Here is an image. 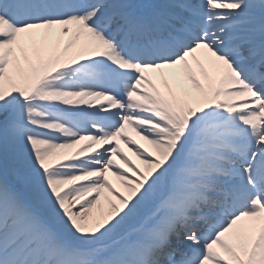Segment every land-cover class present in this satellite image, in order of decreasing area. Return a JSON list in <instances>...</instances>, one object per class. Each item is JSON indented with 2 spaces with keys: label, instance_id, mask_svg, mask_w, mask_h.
Masks as SVG:
<instances>
[{
  "label": "snow or ice",
  "instance_id": "snow-or-ice-1",
  "mask_svg": "<svg viewBox=\"0 0 264 264\" xmlns=\"http://www.w3.org/2000/svg\"><path fill=\"white\" fill-rule=\"evenodd\" d=\"M0 159V264H264V0H0Z\"/></svg>",
  "mask_w": 264,
  "mask_h": 264
},
{
  "label": "bare ground",
  "instance_id": "bare-ground-1",
  "mask_svg": "<svg viewBox=\"0 0 264 264\" xmlns=\"http://www.w3.org/2000/svg\"><path fill=\"white\" fill-rule=\"evenodd\" d=\"M145 1L150 2V0H134V3H144ZM148 2H146V3H148ZM65 39H67V37H65ZM69 56H71V53H69ZM81 62H83V61H81ZM148 75L153 76L155 78V74H148ZM156 82H157L158 86H161L159 80H156ZM78 107H87V105H79ZM132 135L135 139H139L138 137H135L134 134H132ZM82 143H86V142H82ZM141 143H144V142L141 141ZM121 147L122 148L124 147L123 144L121 145ZM125 151H126V149H125ZM129 155H131V154L129 153ZM5 176L7 177L9 182H14L15 176L13 174L11 167L8 170H6L2 159H0V177H5ZM110 178H111V176H110ZM134 223H135V221L130 222V224H133V225H134Z\"/></svg>",
  "mask_w": 264,
  "mask_h": 264
}]
</instances>
